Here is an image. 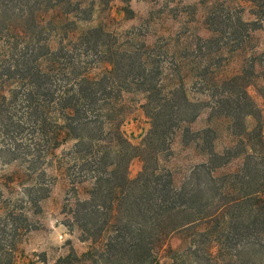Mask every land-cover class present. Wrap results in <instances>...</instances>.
Segmentation results:
<instances>
[{
	"label": "trees",
	"instance_id": "trees-1",
	"mask_svg": "<svg viewBox=\"0 0 264 264\" xmlns=\"http://www.w3.org/2000/svg\"><path fill=\"white\" fill-rule=\"evenodd\" d=\"M119 1L126 17L132 15L129 0ZM205 1L190 6L192 15ZM246 1L258 16L256 22H261L264 0ZM80 10L81 3L73 0H0V152L24 164L18 172L41 179L23 186L25 205L38 207L30 192L50 189L51 182L42 181L48 169L67 178L74 199L69 221L82 241L94 245L80 256L71 252L56 264H116L115 259L124 255L132 256L131 264H158L162 257L177 264L178 256L186 253L198 259L200 252L206 262L264 264V153L256 152L253 145L256 139V145L264 148L263 128L248 130L244 125L246 117L257 124L262 113L249 90L264 103V84L257 83L264 73L258 75L255 59L245 60L244 50H235L243 63L228 74V64L219 62L223 47L208 48L203 55L210 58L209 64L194 69L196 78L221 89L213 95L211 107L203 105L210 109V120L228 126L232 144L218 153L214 150L216 128L195 133L189 128L200 112L190 118L197 106L184 89L175 85L165 92L162 87L169 49L157 51L144 43L121 49L117 35L103 26L80 33ZM72 14L76 15L70 19ZM209 15L205 29L210 35L200 39L205 45L201 48L219 45L220 17L214 12ZM256 22L243 23L245 31L258 30H248ZM232 30L229 34L237 32L236 38L242 41L233 26ZM51 38H56L55 47L50 46ZM168 41L169 45L172 39ZM247 42L248 38L243 41ZM170 60L167 79L181 68L174 51ZM179 82L182 85V77ZM133 93L143 95L141 108L150 122L146 142L155 143L150 148L133 146L121 131L125 96ZM177 130H182L185 144H201L207 156L192 176L208 177L210 198L200 185L197 190H177L172 174H161L156 166L159 147L168 145ZM70 142V150L57 153ZM242 155L249 159L246 164L226 170V164ZM134 158L143 164L138 176L130 179L128 168ZM18 172L13 182L20 178ZM19 216L25 218L24 212ZM133 218L135 223L130 222ZM174 236L187 242L181 254L169 245ZM5 250L9 253L6 264H14V244Z\"/></svg>",
	"mask_w": 264,
	"mask_h": 264
},
{
	"label": "rangeland",
	"instance_id": "rangeland-1",
	"mask_svg": "<svg viewBox=\"0 0 264 264\" xmlns=\"http://www.w3.org/2000/svg\"><path fill=\"white\" fill-rule=\"evenodd\" d=\"M73 1L81 3V10L78 16L82 21H77L80 33L91 27L103 26L106 32L117 35V46L121 49H130L135 44L140 45L143 43L146 46H155L154 50L157 51L169 49V54L165 56L167 61L164 65L166 69L164 70L165 81L162 83L164 91L167 92L175 85H179L184 89L188 99L193 102L194 106H197L194 107V112H192L190 118L195 113L198 114L200 112V115L189 128L194 133L206 127L216 128V134L218 135V139L214 143L216 152L222 153L227 146L232 144L227 130L228 126H225V124L221 125L214 118L210 120V109L205 108L206 105L212 106L216 99L213 95H218L217 93L221 89L214 88L213 83L196 78L194 74L197 71L194 69L198 65L209 64L210 58L204 57V55L209 53L210 50L223 47L224 54L219 59V62L228 64L226 67L228 74L234 73L241 66L243 62L238 52L244 50L245 60L254 58L256 71L259 73L258 75H262L264 73V16H259L261 22H256L258 16L252 14L250 11L251 6L246 0H208L199 7L195 15H192L193 11L190 6L204 2V0H129V7L132 11V15L129 17H126L122 11L124 5L119 0ZM212 12L215 13V16L220 17V20H217V27L221 33L219 34V39H216V42L219 41V45L217 46L214 43L209 47L201 48L205 45L200 39L210 35L205 29V18H210L209 14ZM75 15L72 14L70 19H73ZM239 20L242 24L238 22ZM246 22H256L255 25L249 26L248 30L254 27L259 29L254 32L245 31L243 23ZM229 24L230 26H227V28L226 25ZM232 26L243 36L242 41L236 38L237 32L229 34L233 31ZM246 37L248 42L243 43L247 39ZM170 38L172 42L168 45ZM49 43L50 46L55 47L56 38H51ZM235 50L238 52L236 53ZM171 51L176 53L175 61L181 67L179 73L177 72L176 76L170 78L173 80L166 78V75L170 73L167 67L170 66L168 62L171 61ZM230 51H234V53H229ZM181 77L183 79L182 85L178 84ZM259 79L257 83L259 85L264 84V78L262 80ZM249 94L253 98L252 102L260 108L262 113L257 118V124L255 122L256 119L246 117L244 118V125L248 130L255 128V126H257L256 128L262 127L264 144V110H262L264 103L253 90H249ZM143 103V95L140 93L125 96L126 116L121 131L133 146L144 147L145 144V148H150L151 144L155 143L149 141L148 145V141L146 142L150 122L141 108ZM240 129L238 128V131ZM183 139L182 130H177L172 135L168 145L166 143L160 146L161 152L157 155L158 163L156 166L161 174L165 175L167 172L172 174L173 185L177 190L184 188L188 191L191 189L197 190L200 185L201 191L203 190L206 193V197L210 198L212 194H209L210 190H207L210 188L208 177L204 174L198 177L196 175L192 176V171L196 167L207 162V156L201 152V144L197 146V142L193 141L185 144ZM256 141L254 139L253 142L255 151L264 153V148L258 147ZM71 146V142L67 143L57 153L66 152L70 150ZM239 149L241 148L239 147ZM243 149L245 151L244 147H242ZM246 151L250 152L249 149H246ZM243 155L226 164V170L241 168L242 164H246L249 159H244ZM12 157L0 152V264H6L9 260V253L6 252L5 248L10 244H14V252H12L14 264H56L60 258L67 256L71 252L80 256L90 250L94 245L90 241H82L80 232L69 221L67 213L73 206L74 199L67 178L63 179L54 170L48 169L47 175L42 181L51 182L50 189L48 191L30 192L32 195L31 199L36 201V203L38 202V207L25 205L28 202V198L24 197L26 193L23 186H30L35 182H40L41 179L40 177L29 179L25 171L22 173L18 172V168L21 170L24 164L20 160L12 161ZM142 164L139 158H134L130 162L128 168L130 179L138 176L142 169ZM261 166L264 167V160ZM70 167L73 168V164L70 163ZM243 168H246V166ZM15 172H18L20 178L14 179L13 182L12 179ZM54 177L56 178L53 179ZM85 185L89 186L88 183ZM85 197V194L80 195L81 199ZM216 203L215 201L213 202L214 206ZM21 207L23 208L21 209ZM20 211L24 212L25 218L19 216ZM137 221L145 224L142 219ZM130 222L135 223V219H131ZM179 237L174 236L170 240L169 245L181 254L183 249L188 246L187 242H181ZM193 249L194 246H192ZM201 249L204 251L206 247H201ZM99 255V253L95 252V256ZM198 255L199 258L196 259L192 255L187 257L185 253L183 256L177 257V264H182V261L183 264H223L221 261L213 260L206 262L201 256V252ZM124 256L123 259H115V263L131 264L132 256ZM98 260L101 261L102 259L99 258ZM170 263L171 260L167 257H162L158 260V264Z\"/></svg>",
	"mask_w": 264,
	"mask_h": 264
}]
</instances>
